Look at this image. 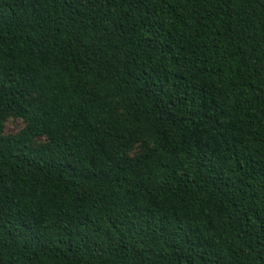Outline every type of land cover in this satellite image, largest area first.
I'll return each instance as SVG.
<instances>
[{"label":"trees","instance_id":"1","mask_svg":"<svg viewBox=\"0 0 264 264\" xmlns=\"http://www.w3.org/2000/svg\"><path fill=\"white\" fill-rule=\"evenodd\" d=\"M0 264H264V0H0Z\"/></svg>","mask_w":264,"mask_h":264},{"label":"rangeland","instance_id":"2","mask_svg":"<svg viewBox=\"0 0 264 264\" xmlns=\"http://www.w3.org/2000/svg\"><path fill=\"white\" fill-rule=\"evenodd\" d=\"M39 97L32 96L28 98V101L31 105L37 103ZM27 124L12 115L6 116L4 120V136L8 138L18 137L20 136L26 129ZM130 148V158H136L145 152H147L148 148L143 143H137L136 138L134 136H129L123 141ZM49 144L48 136H41L37 138L33 143V149L40 150L46 147Z\"/></svg>","mask_w":264,"mask_h":264}]
</instances>
